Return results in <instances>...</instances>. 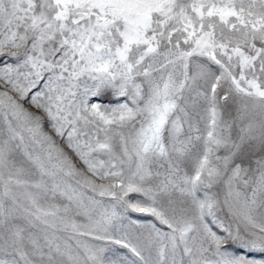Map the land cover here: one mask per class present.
Returning a JSON list of instances; mask_svg holds the SVG:
<instances>
[{
    "label": "snow or ice",
    "instance_id": "obj_1",
    "mask_svg": "<svg viewBox=\"0 0 264 264\" xmlns=\"http://www.w3.org/2000/svg\"><path fill=\"white\" fill-rule=\"evenodd\" d=\"M0 264H264V0H0Z\"/></svg>",
    "mask_w": 264,
    "mask_h": 264
}]
</instances>
